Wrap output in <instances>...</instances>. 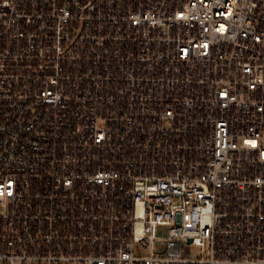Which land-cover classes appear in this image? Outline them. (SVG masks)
<instances>
[{
	"label": "built area",
	"instance_id": "1",
	"mask_svg": "<svg viewBox=\"0 0 264 264\" xmlns=\"http://www.w3.org/2000/svg\"><path fill=\"white\" fill-rule=\"evenodd\" d=\"M0 264H264V0H0Z\"/></svg>",
	"mask_w": 264,
	"mask_h": 264
},
{
	"label": "rangeland",
	"instance_id": "2",
	"mask_svg": "<svg viewBox=\"0 0 264 264\" xmlns=\"http://www.w3.org/2000/svg\"><path fill=\"white\" fill-rule=\"evenodd\" d=\"M170 244H171V242H170ZM172 244H173V246H174L175 248H177V247L180 246V243L173 242Z\"/></svg>",
	"mask_w": 264,
	"mask_h": 264
}]
</instances>
